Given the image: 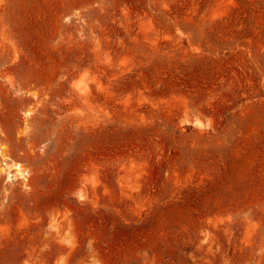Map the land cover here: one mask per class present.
<instances>
[{"label": "rangeland", "instance_id": "obj_1", "mask_svg": "<svg viewBox=\"0 0 264 264\" xmlns=\"http://www.w3.org/2000/svg\"><path fill=\"white\" fill-rule=\"evenodd\" d=\"M0 264H264V0H0Z\"/></svg>", "mask_w": 264, "mask_h": 264}, {"label": "bare ground", "instance_id": "obj_2", "mask_svg": "<svg viewBox=\"0 0 264 264\" xmlns=\"http://www.w3.org/2000/svg\"><path fill=\"white\" fill-rule=\"evenodd\" d=\"M19 168V167H18ZM20 171H22L21 169H20ZM23 174V173H22ZM23 175H28V174H23Z\"/></svg>", "mask_w": 264, "mask_h": 264}]
</instances>
